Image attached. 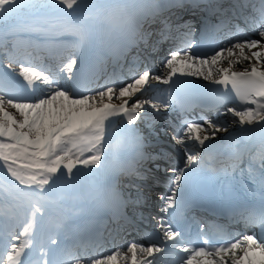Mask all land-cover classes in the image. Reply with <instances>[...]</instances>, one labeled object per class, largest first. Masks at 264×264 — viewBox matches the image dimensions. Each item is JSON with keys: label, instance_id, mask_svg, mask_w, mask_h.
<instances>
[{"label": "snow or ice", "instance_id": "1", "mask_svg": "<svg viewBox=\"0 0 264 264\" xmlns=\"http://www.w3.org/2000/svg\"><path fill=\"white\" fill-rule=\"evenodd\" d=\"M185 7V0H133L107 7L88 0H0V46L8 61L0 62V168L5 170L0 174V201L4 202L0 264H160L163 256L171 258L170 264H264V0H191L193 9L207 14L199 41L194 39L191 22L173 26L172 9ZM94 30L113 42L118 67H123L119 61L132 49L136 53L128 61L130 82L125 83L114 68L103 87L85 94L78 91L81 82L95 77L103 60L83 54ZM53 36L71 37L64 46L67 56L61 57L55 71L45 67L43 60L33 62L40 51L51 52ZM165 44L170 47L161 71H150L144 61ZM201 46L209 51H194ZM21 48L23 61L18 59ZM140 64L144 67L137 71ZM245 64L243 70H235ZM193 77L218 86L208 89L218 102L233 98L237 106L226 107L216 119L169 122L165 113ZM157 84L167 86L165 94L148 97ZM138 122L148 129L147 136ZM221 133L225 135L220 139L230 143L226 160L213 169L214 175L222 191L231 190L237 172L249 190L259 186V210L239 213L246 227L258 231L222 242L205 236L194 244L172 217L203 175L205 150L214 147ZM128 135L136 141V154L110 174L98 201L110 213L112 227L105 224L71 245L58 242V235H48L46 246L42 238L46 229L59 233L69 226L62 211L66 202L86 178L106 167L104 161L118 154L121 138ZM162 135L179 146L182 166H170L172 156L163 147L148 150L153 147L150 138L159 141ZM149 163L152 169L146 167ZM153 169L170 174V194L157 197L159 213L145 215L148 194L133 179L147 180ZM121 176L128 182L123 183ZM24 212L20 231L11 230L8 222ZM137 218L156 222L157 239L162 234L158 244L132 241L96 253L105 243V233L113 239L127 233Z\"/></svg>", "mask_w": 264, "mask_h": 264}, {"label": "bare ground", "instance_id": "2", "mask_svg": "<svg viewBox=\"0 0 264 264\" xmlns=\"http://www.w3.org/2000/svg\"><path fill=\"white\" fill-rule=\"evenodd\" d=\"M110 0H88L89 3L94 4V5H100L103 6L104 4L108 3ZM36 3H43L45 0H35ZM11 110V109H10ZM4 170L0 168V171Z\"/></svg>", "mask_w": 264, "mask_h": 264}]
</instances>
